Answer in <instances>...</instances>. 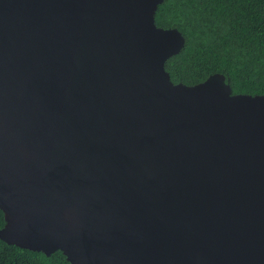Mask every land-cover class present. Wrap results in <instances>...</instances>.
Segmentation results:
<instances>
[{"label":"water","instance_id":"95a60500","mask_svg":"<svg viewBox=\"0 0 264 264\" xmlns=\"http://www.w3.org/2000/svg\"><path fill=\"white\" fill-rule=\"evenodd\" d=\"M163 0H0V240L69 264H264V95L187 86Z\"/></svg>","mask_w":264,"mask_h":264},{"label":"trees","instance_id":"16d2710c","mask_svg":"<svg viewBox=\"0 0 264 264\" xmlns=\"http://www.w3.org/2000/svg\"><path fill=\"white\" fill-rule=\"evenodd\" d=\"M154 24L184 38L164 63L172 83L191 86L221 74L231 94L264 95V0H163ZM0 264L69 263L59 251L44 256L0 240Z\"/></svg>","mask_w":264,"mask_h":264}]
</instances>
